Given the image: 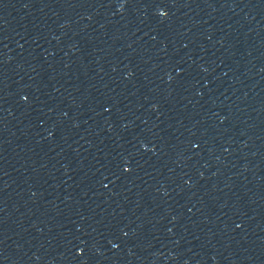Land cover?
<instances>
[{
	"label": "water",
	"instance_id": "1",
	"mask_svg": "<svg viewBox=\"0 0 264 264\" xmlns=\"http://www.w3.org/2000/svg\"><path fill=\"white\" fill-rule=\"evenodd\" d=\"M0 264H264V0H0Z\"/></svg>",
	"mask_w": 264,
	"mask_h": 264
}]
</instances>
